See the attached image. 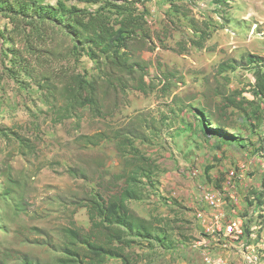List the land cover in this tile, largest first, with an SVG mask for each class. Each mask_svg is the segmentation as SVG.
Masks as SVG:
<instances>
[{"label":"rangeland","instance_id":"obj_1","mask_svg":"<svg viewBox=\"0 0 264 264\" xmlns=\"http://www.w3.org/2000/svg\"><path fill=\"white\" fill-rule=\"evenodd\" d=\"M38 1L57 6L60 0ZM61 1L92 11L100 5ZM145 2L148 29L154 41L152 49L142 53V60L146 83L155 78L154 89L143 93L130 87L118 95L117 103L115 93L110 94L108 102L114 110L106 117H96L89 109H83L61 122L52 120L45 91L33 82H23V76L10 71L12 57L1 32L12 25L0 13V166H12L25 190L24 209L18 214V198H2L4 183L0 177V255L9 252L11 264H18L25 255L42 260L58 255L62 251L60 228L68 224L73 212L78 226L89 228L87 208H76L77 202L98 189L100 175L109 180L119 172L121 159L116 139L106 138L94 146L87 145L84 137L151 116L167 118L153 126L159 131L152 133L151 138L136 140L128 147L132 152L142 150L159 164L158 176L147 196L130 203L140 216L161 220L155 240L132 235L136 242L130 250L138 264H205L200 249L193 246L205 233L198 212L211 211L203 198L205 189L223 193V208L228 215L244 218L247 235L256 232L257 239L251 242L264 240V206L249 204L250 191L260 190L264 179V81L257 73L264 74V63L259 65L256 59L264 58V0H231L226 4L213 0ZM174 4L179 6L178 15ZM186 7L191 10L187 15ZM191 16L211 22L212 35L205 48L191 44L198 35L189 21ZM56 32L60 38L64 36L61 29ZM180 41L189 44V49L180 52ZM249 57L252 60L248 63ZM223 61L237 64L219 75L230 77L227 89L234 100L228 109L232 127L222 132L209 129L206 134L196 105L205 91L206 79L210 81L208 86H216V68ZM55 67L76 68L88 78L98 73L96 61L87 55L79 62L63 59L55 62ZM165 70L175 73L177 83L170 92L162 94L158 79ZM215 100L221 99L218 96ZM259 118L261 124L256 123ZM35 119L42 132L39 153L26 158L18 144L6 142L1 130L19 124L35 131ZM231 170L236 172L234 178L229 175ZM106 264L121 261L109 258Z\"/></svg>","mask_w":264,"mask_h":264},{"label":"trees","instance_id":"obj_2","mask_svg":"<svg viewBox=\"0 0 264 264\" xmlns=\"http://www.w3.org/2000/svg\"><path fill=\"white\" fill-rule=\"evenodd\" d=\"M87 3H100L92 11L77 5H67L59 1L57 6L43 4L38 0H0V13L8 19L11 28L5 27L1 32L7 51L12 57L10 71L23 76V82L29 81L45 91V99L52 111L55 122L70 119L83 109H89L96 117H106L114 110L109 96L115 93L116 101L120 93H126L130 87L143 93L155 87V78L146 83V65L142 53L152 49L154 39L148 29V8L145 0H81ZM215 3H227L231 0H213ZM175 15L178 5L174 4ZM185 14L191 12L184 8ZM193 30L198 34L191 39L197 48H205L212 35L211 22L204 18L189 19ZM174 21H171L173 24ZM56 29H61L64 36L60 38ZM189 44L178 42V50L184 52ZM87 55L96 61L98 73L92 78L75 69L62 67L57 70L55 62L80 59ZM262 65L264 58H257ZM252 60L248 58V63ZM235 62L223 61L216 68V86L205 80L206 88L198 98L196 109L204 120L205 133L209 129L223 131L232 127L228 109L234 105L233 94L227 86L230 77L226 74L236 68ZM261 68V67H259ZM257 71V70H256ZM260 81L264 74L257 72ZM221 79V80H220ZM162 94L170 92L177 83L175 73L165 70L158 79ZM259 94V92H257ZM264 101V93L262 94ZM221 100L217 102L216 97ZM175 102L178 99H174ZM142 117L125 125L111 128L109 132H97L84 137L87 145H99L104 139H116V150L121 159V170L113 173L109 180L100 175L98 189L91 192L78 207H86L90 226L88 229L78 226L73 217L67 225L60 228L62 251L50 260H42L25 255L18 264H106L109 258H117L121 264H138L130 247L138 236L141 240H155L159 235V219H148L140 216L130 207L132 201L145 198L153 187L154 179L159 173V164L155 158L140 149L133 152L129 145L136 140H147L155 129L157 122L166 120ZM261 118L256 123L261 124ZM209 126V127H207ZM32 128L14 124L4 126L2 136L8 143L19 145L20 152L26 158L39 153L38 143L42 138L40 123L35 119ZM34 132L36 134H34ZM264 155V146L262 147ZM75 171V170H74ZM75 175L78 172L75 171ZM82 175H86L84 172ZM0 177L4 188L2 198H18L15 209L18 214L23 207L25 190L21 181L14 174L12 166H0ZM262 188L252 189L249 204L264 206V179ZM75 208V209H76ZM37 231L40 228L35 227ZM247 229V225H246ZM247 231V230H246ZM250 234V233H249ZM50 243V240L47 239ZM10 253L0 255V264H11Z\"/></svg>","mask_w":264,"mask_h":264},{"label":"built area","instance_id":"obj_3","mask_svg":"<svg viewBox=\"0 0 264 264\" xmlns=\"http://www.w3.org/2000/svg\"><path fill=\"white\" fill-rule=\"evenodd\" d=\"M229 175L234 178L236 172L231 170ZM223 196L217 190H204L203 198L211 211L198 212L205 233L193 246L200 249L205 264H264V240L250 241L257 239L256 232L247 235L244 218L228 215Z\"/></svg>","mask_w":264,"mask_h":264}]
</instances>
